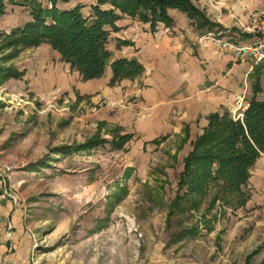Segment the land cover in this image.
<instances>
[{
    "label": "rangeland",
    "instance_id": "1",
    "mask_svg": "<svg viewBox=\"0 0 264 264\" xmlns=\"http://www.w3.org/2000/svg\"><path fill=\"white\" fill-rule=\"evenodd\" d=\"M20 4L0 3V264H264V180L254 179L256 166L245 206L218 202L208 211L205 198L198 208L172 209L188 190H179L180 174L200 125L181 151L182 134L146 142L135 125V95L124 88L93 101L69 84L73 70L62 78L58 50L17 43L16 30L34 20L33 5ZM96 4L58 0L57 7L92 19ZM118 126L135 135L123 150L113 148ZM98 132L107 144L56 150Z\"/></svg>",
    "mask_w": 264,
    "mask_h": 264
},
{
    "label": "crops",
    "instance_id": "2",
    "mask_svg": "<svg viewBox=\"0 0 264 264\" xmlns=\"http://www.w3.org/2000/svg\"><path fill=\"white\" fill-rule=\"evenodd\" d=\"M192 1L221 27L201 32L188 15L177 8L169 10L173 26L159 23L155 29L150 23L124 16L116 22L118 32H111L108 41L111 60L104 75L84 81L70 64L62 62V78L69 79L71 74L66 73L73 70L74 81L71 79L69 84H73L81 95H94L93 101L111 99L114 90L125 88L127 94L138 98L141 106V111L137 109L135 115L139 136L146 142L160 143L165 139L160 140L162 136L182 134L178 149L181 151L191 140L193 128L200 125L199 135L203 133L210 114L232 111L237 94L244 93L251 101L254 84L264 71L263 66L251 71L248 62L239 61L234 52L220 51L214 39L206 35L213 33L219 39L234 40L239 44L250 42L253 34L246 29L250 23L249 12L264 6V0ZM121 58L138 59L144 71L135 78H124L112 84L111 63ZM99 125L107 126V122L102 121ZM121 129L122 126L116 127L115 135H132L133 138L118 150H123L135 137L131 133L121 134ZM255 166L259 172L254 179L264 180V171H261L264 159L260 157ZM250 199L251 194L246 204Z\"/></svg>",
    "mask_w": 264,
    "mask_h": 264
},
{
    "label": "trees",
    "instance_id": "3",
    "mask_svg": "<svg viewBox=\"0 0 264 264\" xmlns=\"http://www.w3.org/2000/svg\"><path fill=\"white\" fill-rule=\"evenodd\" d=\"M4 1L0 0V3ZM19 1L20 5H33L31 15L34 20L29 21L23 29L16 30L14 34L21 35L17 43L28 47L50 44L58 50L64 62L80 73L84 81L104 75L111 60L108 49L110 31L106 27L110 25L117 29L116 22L124 16L150 23L155 29L159 23L173 26L169 10L177 8L186 13L201 32L220 26L192 0H97L92 19L86 18L78 8L59 10L58 0H46L54 5L52 9H44L39 0ZM105 4H111V9H104L102 5ZM114 9L120 13L116 14ZM47 17L51 19V24L45 20ZM111 67L114 74L112 84L124 78H135L144 71V66L136 58L117 59L111 63ZM261 93H264V87L258 78L243 120H235L230 111L208 116L207 127L193 141V149L184 159L179 190L185 187L188 190L183 196L178 192L172 209L178 207L184 212L185 208H198L201 199L204 201L205 198L211 200L208 211L215 208L218 202L222 206L246 204L250 194L244 187L249 183L257 160L264 153V99L260 98ZM132 138V135H115L112 143L114 148L122 149ZM107 142L97 134L85 143L72 148L58 147L56 150L58 153H65L67 149H71L68 153L78 152ZM251 258L248 257V263Z\"/></svg>",
    "mask_w": 264,
    "mask_h": 264
},
{
    "label": "built area",
    "instance_id": "4",
    "mask_svg": "<svg viewBox=\"0 0 264 264\" xmlns=\"http://www.w3.org/2000/svg\"><path fill=\"white\" fill-rule=\"evenodd\" d=\"M250 23L246 29L253 34L250 42L239 44L234 40H223L217 38L213 33L206 34L208 38L214 39L218 49L223 52H234L237 59L243 63H249L251 71L258 66L264 67V6L249 12ZM250 101L243 94H237L231 115L235 120H243Z\"/></svg>",
    "mask_w": 264,
    "mask_h": 264
}]
</instances>
